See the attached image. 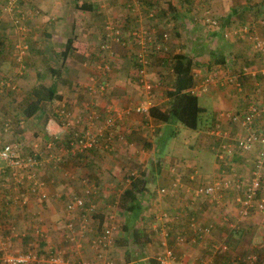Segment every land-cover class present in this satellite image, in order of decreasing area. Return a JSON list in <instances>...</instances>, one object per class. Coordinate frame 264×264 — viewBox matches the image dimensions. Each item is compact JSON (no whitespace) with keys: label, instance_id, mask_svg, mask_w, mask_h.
Returning <instances> with one entry per match:
<instances>
[{"label":"crops","instance_id":"1","mask_svg":"<svg viewBox=\"0 0 264 264\" xmlns=\"http://www.w3.org/2000/svg\"><path fill=\"white\" fill-rule=\"evenodd\" d=\"M99 1L100 0H24L21 5L17 7L26 16L29 14L24 21L27 28L24 40L29 47L27 50L28 62H25V65H23V68L26 66L28 69L26 73L19 74L21 76L16 75L14 79L17 83V90L15 93L8 94L9 96H7L8 98L16 97L14 101L13 99H10V102H8L7 98L4 99L5 95L0 96V142L17 140L18 142H16L20 144L22 153L37 152L40 153L41 156H44L41 154L44 151V138L47 137L52 140H56L63 137L62 128L59 126L57 127L55 124L56 118L53 116L54 111L47 113L43 107L44 103L48 101L41 102V111L39 113L34 116L25 117L21 111L23 106L20 104L19 107L18 100H23L24 97L33 94L34 85L37 83L44 84V81H41V77H45V79H48V84L46 83V86L54 84L55 92L59 95L58 99L54 98L53 100H50L52 101L51 105H62L68 103L67 106H72L74 110L76 109L74 104V95L78 91L73 90L71 85L68 86L70 89H63V86L60 85L57 80H53L52 77L55 75L67 76V78L71 80L70 82H75L77 79L82 80L80 77L81 64L74 61V57L81 56L84 59H87V57L93 59V57L96 58V55L99 54V50L101 49L100 44L103 42L104 35L103 23L106 21V17H103L104 15H95V13L100 11V9L97 8ZM114 1L115 3H112V5L109 4V7L115 6L116 9L111 11L112 14L108 11L110 16L107 15V19L115 18L117 22L121 23L126 30L124 31L125 35L134 26L149 29L154 31L156 34L157 30L159 32H163V30H165L164 28L173 29V31L176 32L179 25L174 23L179 21L177 20L178 17L180 20H185L187 18L189 21L197 23L198 21L195 19L199 20L204 8L208 9V13L213 15V19H216L218 23V26L215 25L213 28L211 26L207 27L209 29L212 28L211 31L208 32L209 37H211L212 34L220 39V41L217 42L213 48L214 51H210L209 53L218 54L219 59L223 58L225 60V62H218L213 65L222 67L226 64V57H229L228 54L226 55V51L229 46V48H231L229 51L231 52L230 54L235 55L233 52H236L237 55L241 54L244 59L247 58V60L251 61V63L248 64V69L251 71V75L252 73H258V71L264 70L263 60H261L259 56H253L254 49H252V44L250 45V39H248L246 35H237V30L240 29L241 26H250V20L253 21L255 18L256 22L253 23L254 25L251 27L252 30H254L253 33L256 36L258 34H264V26L259 25L257 22V19L262 17L259 12L264 10V5H260L261 7L259 6L261 9L257 8V14H253L254 11L251 12L252 15L250 14V7L255 8V6H258L255 5L257 0H253L255 3L251 2V0H158L156 2L161 3V5L157 7L153 4L155 3L154 0H152L153 5L150 4V7L151 5L156 7V12L157 10L159 11L160 6L161 9L166 8L162 9L163 11L161 13L163 18L160 17V19L149 17L146 11L143 10H147L148 12L150 8L145 9L143 5L139 4L140 2L138 0H132L127 4L123 3V1L126 0ZM134 1H136V5H133ZM161 1H164V3L162 4ZM122 3L124 7L125 5L130 6V8H125L126 13H124V10L121 7ZM181 3H187L186 7H182V9L179 8ZM80 4H84L86 6L85 9H82ZM1 7L3 6L0 5V17H4L3 14L7 10H3ZM230 11H234V14L231 15ZM120 16L129 19V27H125V24L122 23V17ZM100 19L103 20L100 21ZM168 19H170V23ZM202 25L204 24L202 23ZM224 30L229 31L232 35L229 39H227L226 36L224 37ZM39 34L41 35L40 37ZM16 37L17 35L14 34V28H10L8 26L7 19L0 20V73L4 76H11V74L15 73L14 65L12 63L13 49L10 46V42ZM68 38H72L76 41V43L67 50L65 55H62V51L65 48L66 40ZM199 40L200 43L196 41L192 44V47L190 48L191 51L189 50L191 55L196 54L197 50L194 49V47L198 48V46L199 48H202L197 52L200 54L204 48L205 41L208 39L203 38ZM169 42L171 41L169 40ZM103 54L106 53L103 52ZM111 59V69H109V72L107 71L106 73L110 84V90L103 94V98L100 96L97 97L94 94L92 95V93L90 94L92 96L89 97L85 91L83 92V101L87 99L85 95H88L87 97L95 98L96 101H98L100 105L99 107L104 108L108 104H132L144 96L145 93L139 87L137 88V86H135V82L133 83L131 81L130 75L133 80V71L135 67L132 62L130 67L127 64V61H122L120 59L117 60L114 53ZM113 59L115 60V64L113 63ZM36 60L38 63L34 64ZM41 60L45 62V70H43V66L39 63ZM91 66L93 67V70H91L92 74L94 73V64ZM39 68H41L42 71H40ZM31 72L33 76L31 79L32 84L29 86V89H27L26 79L29 78L28 75H31ZM25 74L26 78H24ZM146 76L150 81H156L159 83L158 88L154 92L153 100L155 101L158 109H165L166 106L169 105V98L163 96V83H160L158 75L154 73L150 65L147 67ZM211 76L214 79H221L220 77L223 75L220 77L214 75ZM258 76L261 77L262 82L264 75L259 73ZM165 81H167V78ZM254 85L255 79L248 75L245 76L243 80L241 90L240 87L237 89L242 92H237L236 89H231L229 86L222 87L216 84L209 85L205 90L195 91L194 95L196 96V99L199 94H205L215 105L212 112H206V107L198 104L199 107L202 108V112H200L199 115L205 114L202 116H208L211 114L210 118L206 122L207 124L218 120L217 123L220 124L221 129L230 130L231 128L228 127L229 125L227 121L219 118L218 113L225 109H239L243 107L246 104L245 94L248 95L251 91H254ZM263 89L264 85L261 83L257 88V93ZM112 90L113 93L109 95V92ZM23 91H25L24 95ZM132 95L135 97L131 98ZM260 97H263L264 99V90L262 91ZM82 100L79 102L78 107L81 105ZM15 103H17V106H14ZM262 107L264 108V105ZM40 114L41 116L39 117ZM140 118L143 119L140 114H132L121 120L119 125L121 130H123L125 126H130L132 131H136L133 132L134 134H132V131L130 133L125 132V134H127L125 140L114 143L116 146L112 147V149L106 148L103 145V149L100 150L98 146V148L93 150L90 155H82L81 157L71 156L68 157L65 162L56 164L50 161L48 157L44 156L43 164L37 167L34 171L35 176L43 183L42 191L45 193L43 198H39L36 195L24 194V202L11 200V197L15 193L19 194L25 192L27 181L24 180L23 185L17 187L12 174L9 173L6 175L5 170L8 167L4 166L3 162V164H0V198L6 199L5 197H8L11 201V204L8 205L7 209H5L3 213L2 209H0V221H6L8 223L4 224L2 222L5 227L0 225V241H6L9 251L21 253L28 250L30 247L31 249L37 251H55L56 244H50L49 242L51 240H59L60 238L63 239L61 234V223H64V218L66 217V213H64V203L75 189L78 188L77 191L75 190L76 192L80 191L82 177L87 178L93 184L92 188L94 191L92 201L96 204L95 214L98 219L100 217L103 219L101 226L104 225L105 222H107L106 218L108 213L111 211L110 209L113 210L109 202L115 199L114 196L117 193L116 191L119 190L121 185H124L123 182L126 181L128 184L129 181L128 178L124 179L123 174L124 169H128L131 164L126 165L124 164V161L128 159L131 162L133 161L138 163L140 165V168H138L137 171L138 173L139 171L147 168L144 167L145 164L142 165L141 162L144 161H142V159H145L144 162L149 163L150 167V161L155 162L156 158H158L160 162L162 159V163L168 166H163L161 168L157 166L154 170L155 175L151 177L150 181L145 182V186L148 188L146 202L151 204L150 212L153 213V219H150L148 223L155 229V235L156 233H160L161 230L167 228L168 234L164 237L165 239L168 235H173V237L177 233L183 235L184 241L181 244L175 243V245L178 246L175 248V251L177 255L180 254L181 256L179 258L176 256L177 259L182 262H189L202 258L207 261L206 264H212V259H208L206 256L201 257L196 255L202 254V252L206 250V246L208 250L213 251L218 244L222 243L227 246L224 251L225 254L231 256L228 262L224 264H234V253L242 252L246 249L248 250L249 248L251 249L252 245L256 248L259 247V244L256 245L254 243L256 241H253L255 238L252 237V240H250V229L253 230L255 226L258 227V232L262 236V240H264V225L259 223L257 215L250 216V211L244 215H240L237 212L238 209L234 211V208H231L233 207L231 205L232 203L228 202V208H231L230 212L233 213L234 217L232 216L233 219L228 218V220L230 219L229 222L232 226L227 224L225 226L224 221H222L220 216L213 211L215 208L217 209V207L221 208L222 206L220 205L224 204L227 198L232 200L233 192L231 191L234 189L228 190V192H226L223 197L219 199V201H211L210 203L208 202V198L203 197L201 200L199 199L200 197H192L191 195L189 189L190 187L209 181V179L218 172V165L214 159V151H210L208 149L210 142H213L216 137L209 136L205 146L208 151L204 150V153H206L204 154V160L210 162L209 165H211V169H209L204 163L203 155L198 156L195 160H185L187 164L185 166V169H187V175H183V178H185L184 183L186 185L179 182L177 186H173L171 185V181L174 175L170 171L169 166L172 164L170 162L169 164H167L168 162H164L167 158L162 155L163 150H161L160 144L155 143L154 141L157 134L148 133V129H146L148 127L145 124V120L140 121ZM148 118V124L153 122L157 124L156 126H163L164 124L167 125V123L156 120L151 116ZM175 123L171 124V126L175 127ZM30 125L35 126L36 131L29 132L28 129ZM11 126L12 129H10ZM234 127L238 129L236 125ZM252 127H256L259 132H264V113L260 114L255 124H252ZM153 129H155V127H152V130ZM14 131L16 134L11 135L10 133H14ZM21 132L23 133V136L19 135ZM152 132H154V130ZM163 133L164 132H162V134ZM162 134L160 133L158 136L160 137ZM7 135H9V137H7ZM16 135L20 138L18 137L16 139ZM12 136L14 137L12 138ZM140 136H144L146 140H143L140 144L142 147L139 146V148H137L138 145L135 146V143L136 139ZM134 137H136L135 140ZM32 140H38V145L34 146L35 143L32 144ZM199 142L201 141H198L197 145L200 144ZM187 145H190V143H187ZM199 150L203 151L201 148ZM145 151H150L151 156L148 160L145 158ZM233 152L234 153H230L225 157L227 159V164L230 165L229 168L225 165V169L223 170L226 171L228 169V173L225 172V175L231 177L230 171H234V174L244 176L245 179L247 178V172L250 168V151L249 154H239L237 151ZM142 154L144 155V158ZM251 154V157L254 160V151H252ZM92 160L97 162V167L92 166ZM197 167H199L201 173H198L199 171ZM176 170L185 174L180 164L179 168ZM19 172L20 174L22 173V171ZM194 173L196 174L195 177L193 176ZM127 176L128 174H126V177ZM178 177L179 176H177V178ZM160 187H165L167 192L163 194L159 193L158 189ZM260 194L264 197V187L262 188ZM204 202L210 207L209 210L207 207L205 208V205L203 204ZM116 211H114L113 223L115 226L112 230V235L115 236V238H120L122 230L118 224L122 223L123 220L117 216ZM161 211H165L169 216L175 217V222L172 224L159 219L158 214ZM191 218L193 219L192 221L194 222V225L197 227L210 225L209 223H211L214 226L213 228L215 231H209L210 233L199 235L195 230V227H190L189 225ZM10 224L15 226V234L9 233L7 227ZM242 225L244 228L240 227ZM36 227H38L41 231V236L35 235ZM161 234L163 236V232H161ZM83 237L86 238V236ZM85 238L82 240H85ZM219 241L220 243H218ZM84 242L85 245L81 243H75V245L67 243L64 249L65 251L68 249L70 254L73 253L74 255L72 256L74 258L85 256V258L87 257L89 261H92V250L87 241L85 240ZM41 244L44 246H41ZM262 246L264 248V244H262ZM153 247V251H155L158 247L156 253L160 250V246L156 241H150L141 248V256L136 258L137 252L133 253L134 259L132 258V261L130 262L134 264H147V259L149 257V252L147 253V251L151 250ZM77 250L80 252V255ZM127 250L131 252L135 251L134 246L124 247L123 251L126 252ZM43 253L45 252L43 251ZM252 256L255 257V255ZM239 258L240 257H237V260ZM68 259H71V257ZM245 262H248V264L252 263L248 259H246ZM0 264H2L1 261Z\"/></svg>","mask_w":264,"mask_h":264},{"label":"built area","instance_id":"2","mask_svg":"<svg viewBox=\"0 0 264 264\" xmlns=\"http://www.w3.org/2000/svg\"><path fill=\"white\" fill-rule=\"evenodd\" d=\"M8 4H12L13 0H8ZM149 12L148 15H151ZM22 18V16H21ZM203 22L213 27L215 25V19L203 16ZM17 25V29L23 31L22 25L18 24V20H14ZM264 24V20L259 21ZM104 38L100 44L101 53L98 61L94 63V73L88 76L89 82L86 83L85 88L87 94L92 96L99 92V94L107 93L110 90V84L107 79V71L109 72V66L113 52L110 50V43H116L120 46H127L130 51L132 61H136L139 67H134L133 80L136 81L138 87L145 93L144 96L138 101L132 104L115 105L108 104L104 108L100 107L97 110L92 106L94 101L85 102L80 109V112L69 111L67 108L62 106L59 108V113L62 117L61 126L63 129L69 130L70 137L62 141L52 140L50 138H44L43 148L44 151L41 153L45 157H48L54 164L65 161V157H81L85 155L89 148L96 145V138H103L102 141L104 147L108 148L110 144H114L113 137L116 136L117 141L122 140L123 131L119 125L121 120L125 119L128 115L140 114L143 117L142 121L145 120V124H148V109L152 106H156L153 100L154 92L157 89L155 82L149 81L146 76L147 65L149 63V54H163L167 50V33L161 32V36L157 38L154 31L145 29L140 26H134L126 33L121 23L117 21L105 22L103 25ZM250 26L243 25L237 30V35H246L248 39H252V49L263 51L264 54V40H260L258 36L250 32ZM226 33L224 32V37ZM244 37V36H240ZM27 43L20 42L14 44L15 59L16 62H20L23 55L27 51ZM105 52L106 54H103ZM243 73L249 74L251 71L247 67H243ZM253 74V73H252ZM102 79V80H100ZM229 78L214 79L211 75H205L200 81L193 85L190 89L191 93L195 91L205 90L209 85L216 84L223 87H227L229 84ZM13 84V83H12ZM236 88L239 89L237 84ZM14 86L11 85V88ZM92 93V95H90ZM97 105V104H96ZM246 108L244 111L240 110L239 113L235 111L218 113V117L224 119L229 123L230 131L233 128L236 130L231 123L238 127L236 136L229 135L228 130L221 129L219 123H215L209 130L211 135L216 137V146L214 147V156L220 160H224L225 157L230 154L234 146V140L239 148L242 150H254V169L251 172L250 177L241 179L229 177L224 172H218L212 176L209 181L202 184H198L193 189V194L200 197L208 198L209 202L219 201L223 195L232 189L230 186L233 185L232 200L237 204L238 213L241 215L246 214L250 211V216L257 215L260 224H264V197L259 193L260 182H264V132L258 131L256 127H252L253 119L259 115L264 108H259L255 103L245 104ZM229 121V122H228ZM118 125V126H117ZM118 129V130H117ZM128 132L123 131V133ZM105 133V135H104ZM227 140H231L227 141ZM21 148L17 142H0V160L7 166L13 169L11 172L16 186L17 183L23 184L24 180L27 181L25 192L14 194L11 200L24 202V194H28L29 191L33 195L39 198H43L45 193L42 191L43 183L35 176V169L43 164L44 156L40 153H22ZM35 151V150H32ZM252 152V151H250ZM67 155V156H66ZM34 156L38 158H34ZM19 171H22L20 174ZM172 172L175 171L171 169ZM128 175L135 176L137 171H130ZM72 177V176H70ZM231 178L234 181H231ZM244 181V182H242ZM178 178L177 175L172 178L171 185L177 186ZM81 189L79 192H73L67 198L64 203V210L67 213L65 221L63 223L62 235L64 240L75 245L79 243L80 237L86 235V241L93 253V260L89 261L87 258L81 257L77 260L68 259L60 254V252H48L43 250L45 253H50L49 256L45 257L43 254L38 255L37 250L29 249L26 252L14 253L8 250L6 241H0V261L2 264H32V262L43 261L46 264H117L114 263L109 257L106 256L107 249L112 245L113 235L112 230L114 229V206H111L113 210L107 215V222L101 226L99 232H95V225L91 219V212L96 204L92 201L93 195V184L87 179L81 178ZM159 193H166L165 187L158 189ZM29 195V194H28ZM9 199L8 197H5ZM75 215V218H74ZM158 218L165 222L173 224L175 217H171L167 212L161 211L158 214ZM191 218L189 221L190 227H195V230L199 235L210 233V225L197 227ZM223 221L227 225L232 226L228 219L223 218ZM12 234H15L13 227L8 228ZM163 237L167 235V228L163 231ZM35 235L41 236L42 233L35 228ZM176 244H181L184 241L183 235L177 233L174 236ZM161 249L155 254V258L159 264H206L205 259H197L189 262H182L177 259L174 251L167 246L165 240L160 241ZM221 250L226 249L225 244L218 245ZM215 247V249L218 248ZM248 260H252L253 256L249 255L246 257Z\"/></svg>","mask_w":264,"mask_h":264},{"label":"rangeland","instance_id":"3","mask_svg":"<svg viewBox=\"0 0 264 264\" xmlns=\"http://www.w3.org/2000/svg\"><path fill=\"white\" fill-rule=\"evenodd\" d=\"M7 1L8 0H0V5L3 6V7H1V9H3V10L6 9L7 10L3 14L4 17H2V16L0 17V20L7 19L8 26L10 28H14V34L17 35V37L15 39H12L11 42H10V46L13 49V54H12L13 59H12V63L14 65V69H15V73H13L15 75L11 74V79L13 80V79H15L16 75H19V74H22V73H26V71L28 69L26 66H24V68H23V65H25V62L26 63L28 62V53H27V51L23 55L21 61L20 62H16L14 44L20 43V42H25L24 37H25V35L27 33V28H26V25H25V22L24 21H25V18L29 14L26 16L24 13H22V11H20L17 8L19 5H21V3L24 0H13L12 4H8ZM131 1L132 0H126V1H123V3L124 4H127V3H130ZM138 1L140 2L139 4L140 5H143L145 9L146 8H151V9L153 8V9H155L154 7H150V4L153 3L152 0H138ZM156 1H158V0H154L155 3H153L156 7L159 6V5H161V3H158ZM262 1H264V0H262ZM161 2H162V4L164 3V1H161ZM251 2L255 3L253 0H251ZM112 3L114 4L115 1L114 0H108V1L107 0H100L99 1V5L97 6V8H99L100 11H98L97 13H95V15H97V16L98 15H104L103 17L104 18L106 17L105 20L107 22L116 21L115 18H109V19H107V15H109L108 14V11H109L110 14H112L111 11L113 9L114 10L116 9L115 6L109 7L110 6L109 4L112 5ZM123 3L121 4V7L124 10V13H126L125 8H130V6H126L125 5V7H124L123 6ZM186 4L187 3H184V4L181 3L180 6H179V8L182 9V7H186ZM133 5H136V1H134ZM206 5H202V6H206ZM29 8H31V7H29ZM162 9H166V8H162ZM162 9H161V6H160L159 11L157 10V12H155L156 14H154L152 17L158 18V19H160V17L163 18L162 17V13H161L163 11ZM205 10H207V11H205ZM143 11H146L147 14L149 12V10H148V12H147V10H143ZM208 12H209V10L204 8V10L202 11V15L205 14L207 17L212 18V17H210V13H208ZM29 13H30V11H29ZM142 13H144V12H142ZM260 14H261L262 17L261 18H258L257 19V22L264 20L263 19L264 18V10ZM120 15H122V14H120ZM21 16H22V18H21ZM120 17H122V16H120ZM200 17H202V16H200ZM15 19L18 20V24L22 25L23 31L20 32L17 29V25L14 23V20ZM102 20L103 19H100V21H102ZM168 20H169V23H170V19H168ZM177 20H179V21H177V22L174 23L176 25H179V27L176 29V32H174L173 29H167V28H164L165 30H163V32H166L167 33V37H168V39H167L168 56H170L172 53L180 52V53H183V54L187 55L188 57H190L192 59V61H193L192 68H191V75L194 76L195 83H197L200 80V77H202L204 75H214V76H217V77H220L221 75H223L220 78H225V77L229 78L230 77V79L233 81L234 76L236 74H233V75L231 74L230 75L231 70H235V69L238 68L239 65H244L245 64L244 58L241 56V54H238L237 55L236 52H233V53H235V55L234 54H230L231 52H229V51L231 50V48H229V46H228L227 51H226V55L228 54L229 57H228V61H226V64L223 65L222 67L221 66H217V65H213V64L218 63V62L212 63L213 59L214 58L219 59V57H218V54H214V56H212V54L209 53V52L210 51H214L213 48L215 47L216 43L220 41V39L218 37H215L212 34H211V37H209L208 32H210L213 27L210 28V29L207 28L210 25H207V24L203 23L202 20H200V18H199V20H197L198 21L197 23H195L193 21H189L187 18L185 20H180V18L178 17ZM104 23H103V25H104ZM122 23L125 24V27H129V25H130L129 19H126L124 17H122ZM202 23L204 25H202ZM124 31H126L125 28H124ZM223 32L226 33V38L227 39H229V37L232 36L230 34V32L227 31V30H224ZM157 33H160V32L157 30ZM40 36L41 35L39 34V37ZM203 38H206L208 40L205 41L204 48H203L202 52L200 54H198L197 52L199 51V49H202V48H199V46H198V48L194 47V49H196L197 52L195 50L196 54L195 55H191L190 52H189V50L192 47V44L195 43L196 41L198 43H200V40L199 39H203ZM215 38H217V39H215ZM169 40L171 42H169ZM222 43H224V42H222ZM110 50L114 53V56L117 58V60L120 59L122 61H127V64L131 67L132 59L128 55V54H130V51L128 50L127 46H120V45H118L116 43L111 42L110 43ZM100 53H101V51L99 50V54L96 55L97 56L96 58L93 57V59H90L89 57H87V59H84L81 56H75L74 57L73 60L74 61H77V62H79L81 64V66H80V68H81V75H80V77L82 78V80L77 79L75 82H70L71 80H69V78H67V76L55 75L54 77H52L53 80H57L59 82V84L63 86V89L66 88V90H67L68 86L71 85V87H72L73 90L78 91L74 95L75 96V99H74L75 102H74V104L76 106L75 108H77L79 102L83 99L82 97H84V94H83V92H85V87L84 86L86 85L87 82H89L88 76L89 77L91 76V70H93V67L91 65H93L94 63H96V61H98V58H100ZM165 55H167V53ZM234 56H235L234 62L231 63L232 58ZM245 61H247V59ZM36 63H38L37 60H36V62L34 64H36ZM39 63H40L41 66H43V70H45L44 69L46 67L45 62L43 60H41V61H39ZM111 63H112V59H111ZM113 63L115 64V60L114 59H113ZM150 66L152 67L154 73L158 75L159 81L163 82V86H164V89H163V92H162L163 96L168 97V95H166V92L172 90V81H173L172 72L167 68V65H165V63L160 62V60L158 58H155V57L152 59V62H151V65ZM157 67H158V69H157ZM109 69H111V66H109ZM22 70H23V72H22ZM39 70L42 71L41 68H39ZM31 71H33V70H31ZM0 74L2 75V73H0ZM28 76H29V78L26 79L27 80V82H26L27 89H29V86L32 84V82H31V79L33 78L32 72H31V75H28ZM24 78H26V74L24 75ZM130 78H131V81L133 83L135 82V86H137V88H138V85H137L136 81L135 80H132V76L131 75H130ZM166 78H167V81H165ZM41 79H42L41 81H44V84L46 85V83L48 82V79L47 78L45 79V77H43V78L41 77ZM243 80H242V84H243ZM52 85H54V84H52ZM227 85L231 89H234L235 90V86H233L231 84H227ZM262 85H264V80L262 81ZM191 86H187L183 90V92H186V93L191 94L190 93V89L193 87V86L192 87ZM68 89H70V88H68ZM112 93H113V90L109 92V95H111ZM24 94H25V91H23V95ZM55 94L57 95L56 92H55ZM140 95H141V92H140ZM134 97H135L134 95L131 96V98H134ZM9 99H13V101H14V99H16V97H14V98H10L9 97ZM18 101H19V107H20V104H23L24 103L23 102L24 100H18ZM197 101H198V104L199 105H204L206 107V112H212L214 110V108H215L214 103L212 101H210V99L205 94H199L197 96ZM51 103H52V101H48V102L44 103V105H43V107H44V109L46 110L47 113L48 112L50 113L52 111H55L58 108V106L61 105V104L51 105ZM14 106H17V103H15ZM66 107L70 111L71 110H74L72 106H66ZM227 110H231V109H225V110H222V111H227ZM202 115H205V114H202ZM202 115H199L198 116V120H197L198 125H197V128L196 129H193V130L187 128L186 126H184V125H182V124H180L178 122L175 123V127H173V128L171 127L170 129H168V125H166V124H164L163 126L162 125L161 126H156L157 124L156 123H153V122L152 123L150 122V124H147V127L148 128H146V129H148L149 131H151V132H149L147 130V132L148 133H153V134L155 133V134H157L156 136H158V134L160 135V133L162 134V132H164L163 134H165V133L169 132L168 130H172L173 129V131H174L173 134H167V135H165L164 138H161V139L155 138V142L160 144L161 150H163L162 151V155L163 156H166V158H167V160H164V162H168L167 164H169V162H170L172 164V165H169L170 166V171H171V169H173L175 171V174H174V172L171 171L173 173V175L174 176H176V175L179 176L178 177V183L180 182L182 184H185L184 183V179L185 178H183V175H187L186 174L187 173L186 172L187 169H185V166L187 164H186L185 160H195V158H197L198 156H200V155H203L204 156V154H206V153H204V150H207L208 151V149L205 146L207 144V140H208L209 136H212L209 133V130L214 125V122H212L210 124V126H207V124H205V123L210 118V115L211 114L208 115V116H202ZM140 121H142L141 118H140ZM169 126H171V124ZM152 127H155V129H153L154 132H152L153 131L152 130ZM10 129H12V126H11ZM126 129L128 130L129 133L132 131V129H131L130 126H125L124 129H123V131H126ZM28 131L29 132L36 131V127L33 126V125L32 126L30 125ZM134 131H136V130H134ZM134 131H132V134H134L133 133ZM236 131H238V130L236 129ZM10 134L11 135H15L16 132L14 131V133H10ZM19 135H22L23 136V133L21 132V133H19ZM16 136H17L16 137V139H17L19 136L18 135H16ZM7 137H9V135H7ZM13 137L14 136H12V138ZM135 139H136V137H134V140ZM143 140H146V138L144 136H140L138 139H136L135 146L138 145L137 148H139V146H141L140 144L143 142ZM198 141H201V142H199L200 143L199 145H197V142ZM38 143H39L38 140H32V144H34V146H37ZM187 143H190L191 147H190V145H187ZM17 144L20 147V144L19 143H17ZM210 144H211V142H210ZM200 148L203 149V151H200L199 150ZM35 149H37V148H35ZM213 151H214V149H213ZM145 152H146L145 158H146V160H148L149 157L151 156L150 151H145ZM143 154H144V152H143ZM143 158H144V155H143ZM130 159H132V158H130ZM204 159H205V156H204L203 160ZM143 160L145 161V159H142V161ZM144 161L141 162L142 165L145 164L144 167H147L148 168L149 167V163H146ZM156 161H159V159L156 158L154 164L156 163ZM180 161H182V162H180ZM162 162L163 161L161 159V162L159 161V167L160 168L163 167V166H168V165H165ZM204 163L206 164V166L209 169H211V165H209L210 164L209 161L204 160ZM0 164H3L1 160H0ZM124 164H126V165H130L131 164L130 167H128V169L127 168L124 169V174H123L124 175V179L125 178H128V180H130L129 179L130 177L129 176L126 177V174H128L130 171H138V168H140L139 167L140 165L138 163L133 162V161L131 162L128 159H126L124 161ZM179 164L183 168V172H185V174L182 173V172H180L179 170H176L177 168H179ZM92 166L93 167H97L98 166V164H97V162L95 160H92ZM197 168H198V171H199L198 173H201L200 170H199V167H197ZM193 176L195 177L196 174L194 173ZM151 177H153V176H151L150 173H148L146 175L145 180L146 181H150ZM194 181H195V179H194ZM123 183H124V185H121L119 187V190L116 191L117 194H115V196H114L115 199H113L112 201L109 202L110 206H114L115 205L114 209L117 210V213L120 211V208L118 210V205L120 204V200H121L120 199V196H121V193H123L124 191H127L128 190V187H129V185L126 183V181H124ZM197 185H193V187H190L189 188L192 197L193 196L194 197H200L198 195H194L193 194V189ZM75 190L77 191L78 188L75 189ZM75 190L73 192H76ZM201 198H203V197H200L199 199H201ZM228 202L232 203L231 205L233 207H231V206L230 207L231 208H234V211H236L237 205L232 200H230V198H227V200L224 202V204L220 205V206H222L221 208L217 207V209L215 208L213 210V211H215V213L218 216H220V218H221L222 221H223V218L233 219L232 218L233 213L230 212V209L231 208H228ZM203 204L205 205V208L207 207L208 210H209L210 207L208 206V204H206L205 202ZM150 205L151 204L148 203V202H145L144 203V208L141 211V214H144L143 217H145V215H148L149 212L151 211V209H150L151 206ZM110 210H112V209H110ZM10 212H13V211H10ZM64 213H66V212H64ZM117 216H118V214H117ZM60 218H62V217H60ZM74 218H75V215H74ZM92 221H93V224L96 222L94 220H92ZM2 222L4 224H8L6 221H2ZM2 222L0 221V225L2 227H5V225H3ZM145 222L146 221H144L143 223H145ZM118 223H119V221H118ZM224 223H225V226H226V222H224ZM209 224H210V227H211L210 231H212V232L215 231L214 228H213L214 226L211 223H209ZM119 225H121V223H119L118 226ZM240 227H243L244 228L243 225L240 226ZM62 230H63V223H61V234H62ZM83 236H86V235H83ZM62 237H63V235H62ZM113 237H115V236H113ZM155 237H156L157 240L158 239L165 240L166 243H167V245L174 251V253L176 254V256L178 258L181 257L180 254L177 255V253L175 251V248L178 247V246L175 245V243H174V237H173V235H170V236L168 235L167 238L165 239L162 236L161 233H156ZM252 237L255 238L253 241H256L254 243L256 245L259 244V247L256 248L255 246L252 245V248L251 249L249 248L248 250L246 249V250H244L242 252H236V253H234V255H233L234 258H235L233 260L234 264H237V263L238 264H246V263L248 264V262H245L246 259H247L245 256H249V255H255L256 259H260L261 261L264 260V248L262 246V244H264V242H263L264 240H262V236L258 232V227H256V226L254 227L253 230L250 229V240H252ZM84 238L85 237H80L79 244L81 243V244H84L85 245V242L84 241L86 240V238H85V240H82ZM49 243L50 244H52V243H55L56 244L55 245L56 246L55 247V252H60V254L62 256H64V257H68V258L71 257L72 259H75L72 256V255H74L73 253L70 254L68 252V249H67V251H65L64 247H66L67 241L64 240V237H63V239L60 238L59 240H56V241H52L51 240ZM218 243H220V241ZM221 244L222 243H220L218 245H221ZM41 246H44V245L41 244ZM124 247H126V246H120V245L119 246H116V245L110 246L107 249V251H106V256L109 257L110 259H112L113 261H116L115 263H117V262L123 263V259H125V253L123 251ZM226 248H227V246H226ZM153 249H154V247L151 250H148L147 251V253L149 252L148 253L149 256H153L156 253V250H158V247L155 249V251H153ZM224 251H221L220 248H219V246H218L217 249H215L213 251L212 250H208L207 249V246H206V250H204L202 252V254H199V255H196V256H201V257L206 256L208 259L209 258L212 259V262H213L212 264H222V263L224 264V263H227L228 260H229V258L231 257L230 255H226ZM77 252H79V251L77 250ZM79 255H80V252H79ZM238 255H241V256H238ZM237 257H240V258L237 260ZM83 258H85V256ZM132 258L134 259L133 252H131V258H130L131 261H132ZM130 264H134V263L130 262ZM250 264H252V263H250Z\"/></svg>","mask_w":264,"mask_h":264},{"label":"trees","instance_id":"4","mask_svg":"<svg viewBox=\"0 0 264 264\" xmlns=\"http://www.w3.org/2000/svg\"><path fill=\"white\" fill-rule=\"evenodd\" d=\"M255 5H258V6H255V8L250 7V14L251 15H252V13H251L252 11H254L253 14L258 13L257 8H260L261 7L260 5L263 6L264 1L258 0L255 3ZM80 6H82L81 7L82 9H85V7H86L84 4H80ZM151 7H154V6H151ZM154 8H156V7H154ZM150 9H149V12H152V14L149 15V17H152L155 14L156 10L153 8L151 10ZM262 11H260L259 13H261ZM230 14L231 15L234 14V11H230ZM203 15H201L202 17H200V20H202V22H203ZM210 17L213 18V15H210ZM259 18H261V17H259ZM195 20L197 21V19H195ZM255 22H256V18L253 21L250 20V30H252L251 27H253V25H254L253 23H255ZM217 24H218L217 20L215 19V25H217ZM215 25L213 27H215ZM259 25L264 26V24H261V23H259ZM253 31L254 30H252L250 32L252 34H254ZM155 36L157 38H159L161 36V32L157 33ZM257 36L260 40H264V34H262V35L258 34ZM103 38H104V35H103ZM75 43H76V41H74L72 38H68L66 40L65 48L62 51V55H65L67 50L70 47H72ZM252 43H253V40L250 38V45ZM27 47H28V45H27ZM28 49H29V47L27 48V50ZM166 53H167V55H165ZM128 55L130 56V54H128ZM212 56H214V54H212ZM253 56H259V58L261 60H263V62H264L263 51L261 52L260 50L254 49ZM154 57L158 58L160 60V62L165 63V65H167V68L172 72L173 81H172V90L166 92V95H168V97H169V105L166 106L165 109H158L157 106L150 107L148 109L149 116H151L152 118L159 120L161 122L167 123L168 129H170L172 127L169 125L173 124L175 122H178V123L186 126L189 129H196L197 125H198V122H197L198 116H199V113L202 112V108L199 107V105L197 103L196 96L194 95V93L190 92L191 94H189V93L183 92V90L187 86H191L193 83L196 84L194 76L191 75V68H192V64H193L192 59L190 57H188L187 55L180 53V52L172 53L170 56H168V50H166V52H164L163 54H160V55L149 54L148 55L149 63L147 65V67H149V65H151L152 59ZM226 58L228 60V57H226ZM234 59H235V56L232 58L231 63L234 62ZM246 59H244V62H245L244 65H239L237 69L231 70V72H230V75L236 74L234 76L233 81L229 80V84L235 86L236 90H237V88H236L235 84H237L241 90L242 80L245 78V76L249 75V74L243 73V70H242L243 67L249 68L248 64L251 63L250 60L245 61ZM216 62H225V60L223 58L222 59L214 58L212 63H216ZM132 64L135 67L140 66V65H138V63L135 60L132 61ZM259 73H262L264 75V70L258 71V73H254L252 75L250 74V77L255 79L254 91H251L250 94H248V95L245 94V100H246V104L248 102H250V104L255 103L259 108H261L264 105V102H263L264 99H263V97H260V95L264 89L261 91H258L260 93V95H259V93H257V88L262 83L261 77L258 76ZM19 76H21V75H19ZM204 76L200 77V80ZM225 78H227V77H225ZM100 80H102V79H100ZM263 80L264 79L262 78V81ZM152 82H155L157 85V88H158L159 83L156 81H152ZM160 83H161V81H160ZM11 85L14 87L11 88ZM16 90H17L16 81L14 79L12 80L11 76H4L3 74L2 75L0 74V96L5 95L4 99L7 98V101L10 102L9 101L10 99L7 96H9L8 94L15 93ZM85 91H86V88H85ZM237 92H242V91L237 90ZM85 96L87 99L82 101L81 105L79 107L77 106V108L75 110H73L74 112H80L81 106L85 105V102H89L90 100L94 101L92 106L94 107L95 110L100 108L99 107L100 105H99L98 101H96L95 98H89V97H87L88 95H85ZM95 96H97V97L100 96L103 98V94H99V92L95 93ZM54 98H56V99L59 98V95L55 94L54 85L46 86L44 84L37 83L34 85L33 94H30V96L24 97V99H23L24 103L22 104L23 107L21 108V111L25 117L34 116L41 111L40 104L42 101H50V100H53ZM67 105H68V103H65V104H62L61 106L64 108ZM61 106H58V108L53 112V116H54V118H56V122L54 121L55 124L57 125V127L58 126L61 127L62 131H63L62 132L63 137L61 139H56V141H58V142L65 140V139H68L70 137L69 130L63 129V127L61 126L62 117H61V114L59 113V108ZM245 106L246 105H244L243 107H241L239 109H231V110H227L225 112L235 111L236 113H239L240 110H242V111L245 110V108H246ZM261 113H264V112L261 111L257 117H259ZM40 116H41V114L39 115V117ZM256 120H257L256 117H254V119L252 120L253 124H255ZM216 122H218V120ZM216 122H214V124ZM211 123H209V124L205 123V124H207V126H210ZM229 123H228V125H230ZM231 125L235 126V124H233V123H231ZM121 127H122V125H121ZM168 131L169 132L162 134L160 137H155V138L161 139V138L165 137L163 135L173 134V132H174L173 129L168 130ZM228 131H229L230 137L236 136V130L234 128H233V131L232 130L230 131L229 129H228ZM118 133H122V140L124 141L127 134L123 133V131H120V130L118 131ZM104 135H105V133H104ZM212 137H215V136L212 135ZM103 140H104L103 138L102 139L96 138V145L94 147L89 148L88 152L85 155H90V153H92L93 150L98 148V146H99V149L102 150L103 149V143H102ZM113 140H114V142H117L116 136L113 137ZM16 141L17 140H9V141H2V142H16ZM227 141L231 142V140H227ZM216 142H217L216 138H214L213 142L211 141V144L209 145L210 147L208 146V149L210 151H213L214 147L216 146ZM115 146L116 145L112 143L108 146V148L112 149V147H115ZM234 146H235V148H232L231 153H234L233 151H237V152H239V154H246V153L249 154V151H254V150H242L241 148H239L237 146L235 140H234ZM107 150H109V149H107ZM105 152H109V151H105ZM30 153H32V152H30ZM251 155L252 154L250 152V168L248 169L247 177H250L251 172L254 169V160L251 157ZM34 158H38V157L34 156ZM66 159H67V157H65V160ZM214 159H215L216 164L218 165L217 169L220 172H224V173L227 172L228 173V169L226 171L223 170V169H225V165L228 166V168L230 166L226 162L227 159L225 158L224 160L222 159V160L218 161L219 159L216 156H214ZM63 162H65V161H63ZM63 162H60V163H63ZM4 166H7V165L4 164ZM157 166H159V161H156L155 164H154V162L150 161V167L149 168H145V170L139 171L137 173V175H135V176L128 175L130 177L129 178L130 180L128 182V185H129L128 190L129 191L127 190V191H124L123 193H121V196H120L121 200H120V204L118 205V210L120 208V211L118 213L116 211V213L118 214V217L123 220V222L119 226V227H121L122 235L120 236V238L113 237V242H112L111 246H114V245H116V246L120 245V246H126V247L134 246L135 251H132V252L133 253L137 252L136 258H138L139 256L142 255L141 248L144 245L148 244L150 241H156L157 244L160 246V244H159L160 239L157 240L155 237V234H154L155 229L152 228L151 225L148 223L150 221V219H153V213L149 212V214L145 215V217H143L144 214H141V211L144 208V203L146 202V196H148L147 195L148 188L145 186V182H146L145 178H146V175L148 173H150L151 176L155 175L154 170ZM7 167L8 168H6V170H5L6 175H8L9 173H11L13 171V169L11 167H9V166H7ZM230 172H231V177H233V178H237L238 176H240L238 174L237 175L234 174L235 173L234 171H230ZM240 177L242 180L244 179V176H240ZM231 181H234V180L231 178ZM242 182H244V181H242ZM17 184H18V186L23 185L21 183H17ZM260 185L261 186H260L259 193H261V190L264 187V182H262V180L260 182ZM230 187L232 189H234L233 185H231ZM28 194L33 195L31 191H29ZM9 204H11L10 199H3V198L1 199L0 198V209H2V213L4 212L5 209H7ZM95 209H96V207L93 208V211L91 212V219L96 221L93 224V225H95V232H99L103 219L101 217H100L101 219L97 218V216L95 214ZM0 214H1V212H0ZM144 221H146V222L143 223ZM10 226L13 227V231L16 232L14 225H11V224L8 225L7 229L10 228ZM8 231L10 234H12L9 229H8ZM162 231L163 230H161L160 233ZM167 234H168V231H167ZM67 243L71 244L69 242H67ZM174 243H175V241H174ZM29 249H31V247ZM160 249H161V246H160ZM137 250H139V251H137ZM26 251H23V252H26ZM221 251H224V250H221ZM130 252L131 251L127 250L125 252L126 255H125V259H123V263L117 262V264H130V261H131L130 260V258H131ZM0 253H1V250H0ZM36 253L38 255L43 254L45 257L50 255V253H43V250L37 251ZM80 258L81 257H79V259ZM77 259L78 258H75V260H77ZM113 262L115 263L116 261H113ZM250 262H252V264H264V260L261 261L260 259H256V257H254V256ZM32 264H46V263L43 261H37V262H32ZM147 264H159L155 258V254L153 256L148 257Z\"/></svg>","mask_w":264,"mask_h":264}]
</instances>
